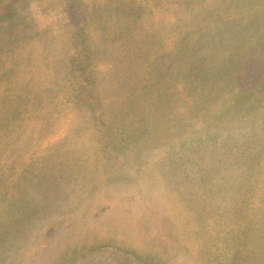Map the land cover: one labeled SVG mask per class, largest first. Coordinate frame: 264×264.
<instances>
[{
  "label": "trees",
  "instance_id": "1",
  "mask_svg": "<svg viewBox=\"0 0 264 264\" xmlns=\"http://www.w3.org/2000/svg\"><path fill=\"white\" fill-rule=\"evenodd\" d=\"M42 7L63 26L43 31ZM151 11L149 0L89 8L82 0H0V264H36L60 227L50 220L36 236L42 214L54 212L29 187H58L83 171L79 157L75 171L40 147L75 108L87 115L82 134L96 155L91 172L101 173L94 188L131 184L146 164L136 181L145 178L150 164L160 181L155 197L171 196L170 211L184 214L180 234H170L161 218L168 208L151 199L159 238L201 264H264V0H182L177 32L165 41L137 38L136 24ZM102 36L123 49L107 57L110 91L98 77ZM83 137L76 141L87 146ZM110 189L116 197L102 195L107 203L135 201ZM151 244L93 236L61 264H90L102 253L129 264H167Z\"/></svg>",
  "mask_w": 264,
  "mask_h": 264
},
{
  "label": "rangeland",
  "instance_id": "2",
  "mask_svg": "<svg viewBox=\"0 0 264 264\" xmlns=\"http://www.w3.org/2000/svg\"><path fill=\"white\" fill-rule=\"evenodd\" d=\"M99 1L104 4L106 0H82L84 7L87 8L93 3H99ZM140 1L145 2L147 0ZM149 3L152 9L151 16L144 18L145 24H136L141 28L136 31L137 38L151 42L156 38L165 41V37L174 36L177 30L175 23L179 16L182 0H149ZM37 19L43 31L52 32L54 28L61 27L64 24L61 19L59 20L55 12L43 7L38 9ZM57 32H59L58 29ZM110 35L114 34L111 33ZM96 40L100 44L98 53L101 56L99 58L98 77L102 81L101 87H108V91H110L112 89L110 85H113V81L110 75L111 65L107 62V57L110 52L118 54L123 49L120 45H114L118 47H113L110 44H105L106 41L103 36ZM41 44L43 43L41 42ZM143 46L145 47V45ZM149 46L151 47V45ZM54 48H57V46H54ZM62 63L63 59L60 55L53 62V65H59L58 68H60ZM44 80L46 79L39 76L37 83L44 85ZM258 108L259 110L264 109V96L263 103ZM2 113L0 111V115ZM86 116V113L79 112L76 108L71 110L61 118L58 131L46 138L40 146L41 149H44L45 155H48V158H52L53 162L63 163V167H67L69 162L70 169H74L75 171L76 168L73 166L76 162L77 168L79 167L77 161L79 157L82 159L83 171L77 177L66 178L65 184L58 187L50 188L49 182L47 183L46 181H44V186L43 184L38 185L36 183L38 181H33L35 186L29 187L30 194L40 196L41 200L45 202L44 204L50 206L52 212H54L53 214L49 212L42 214L41 226L35 230L36 236L44 231L46 224L50 220L60 224L55 237L51 238L48 243L43 244L39 249V257L36 264H61L75 248L81 246L84 242L90 241L93 236L100 237L103 235H110L120 241H128L129 243L140 245L152 241V248L168 260L167 264H201L200 260L195 257H190L183 253L180 254L175 245H173V241L170 242L164 240V238H159L160 234H158L156 226L157 218L153 217L155 212H152V206L158 205L161 208H168L166 212H161V218L163 223H166V230L170 234L173 232L177 235L180 234L181 229L179 225L182 218H184V214L170 211V208H173L169 203L172 200L171 196L160 195L158 196L159 200L155 197L160 193V181L158 175L150 170V164L147 167L148 171H150H147V177L145 178L141 177L136 181V178L142 175V172H146V164L142 169H139L140 171L132 174L135 181L131 184L126 185V183L120 182V184H103L99 188H94L97 182L101 180V173L91 172L95 166L94 160L96 155L91 148L90 141H87L82 134L83 131H86L84 128L86 127L85 122H88ZM80 137H83L87 146L76 141ZM63 142L67 144L65 147L69 149L64 148L53 153L56 145ZM153 155L154 153L150 154L149 160L153 161ZM125 158L126 156L121 157L122 160H126L125 168L130 171L132 163H130L129 158ZM106 187H110L112 192L116 190L117 194H123L125 197L134 196L135 201L129 202L127 200L126 203L119 205H116L118 203H107L106 198L113 199L116 195L114 192H106ZM150 187L152 188L153 195H149L147 192ZM102 195L106 198H102ZM151 199L156 200L155 205ZM171 214L175 215L174 219L177 227L171 225V223L174 224L172 222L174 219L171 220L170 218ZM108 255V253H102L92 256L89 258V263L129 264V262L123 261L118 255ZM26 264H31V262L27 261Z\"/></svg>",
  "mask_w": 264,
  "mask_h": 264
}]
</instances>
